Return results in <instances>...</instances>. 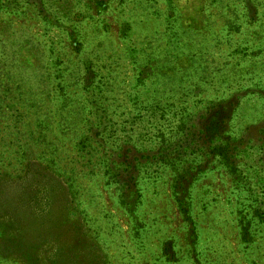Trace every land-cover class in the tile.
<instances>
[{"label": "rangeland", "instance_id": "obj_1", "mask_svg": "<svg viewBox=\"0 0 264 264\" xmlns=\"http://www.w3.org/2000/svg\"><path fill=\"white\" fill-rule=\"evenodd\" d=\"M0 264H264V0H0Z\"/></svg>", "mask_w": 264, "mask_h": 264}]
</instances>
